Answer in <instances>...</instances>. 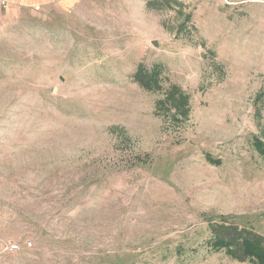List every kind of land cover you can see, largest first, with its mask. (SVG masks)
I'll list each match as a JSON object with an SVG mask.
<instances>
[{"label":"rangeland","instance_id":"374dc122","mask_svg":"<svg viewBox=\"0 0 264 264\" xmlns=\"http://www.w3.org/2000/svg\"><path fill=\"white\" fill-rule=\"evenodd\" d=\"M2 2L0 264H253L209 242L264 240V0Z\"/></svg>","mask_w":264,"mask_h":264},{"label":"trees","instance_id":"16d2710c","mask_svg":"<svg viewBox=\"0 0 264 264\" xmlns=\"http://www.w3.org/2000/svg\"><path fill=\"white\" fill-rule=\"evenodd\" d=\"M160 76V66H155L150 71L140 66L134 74V80L147 91L160 92L162 91ZM185 100L181 92L172 86L165 92L164 99L157 102V105L161 108L169 106L170 109L180 110L184 107ZM253 147L257 152L264 154L263 143L254 141ZM211 228L212 239H210L209 246L212 251H224L228 257L238 262L264 264V240L261 237L230 225L220 224Z\"/></svg>","mask_w":264,"mask_h":264},{"label":"built area","instance_id":"2783aa9c","mask_svg":"<svg viewBox=\"0 0 264 264\" xmlns=\"http://www.w3.org/2000/svg\"><path fill=\"white\" fill-rule=\"evenodd\" d=\"M2 4H3V2H2ZM9 249H10L11 251H13V250H17L18 247H17V246H10Z\"/></svg>","mask_w":264,"mask_h":264},{"label":"crops","instance_id":"0c3cea01","mask_svg":"<svg viewBox=\"0 0 264 264\" xmlns=\"http://www.w3.org/2000/svg\"><path fill=\"white\" fill-rule=\"evenodd\" d=\"M1 1H3V2H4V1H7V0H1Z\"/></svg>","mask_w":264,"mask_h":264},{"label":"water","instance_id":"95a60500","mask_svg":"<svg viewBox=\"0 0 264 264\" xmlns=\"http://www.w3.org/2000/svg\"><path fill=\"white\" fill-rule=\"evenodd\" d=\"M153 45L155 46L156 44L154 43Z\"/></svg>","mask_w":264,"mask_h":264}]
</instances>
